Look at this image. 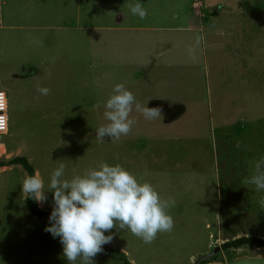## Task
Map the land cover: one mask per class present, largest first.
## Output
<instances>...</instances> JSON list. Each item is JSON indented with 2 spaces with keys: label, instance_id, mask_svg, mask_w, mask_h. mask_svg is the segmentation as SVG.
<instances>
[{
  "label": "rangeland",
  "instance_id": "1",
  "mask_svg": "<svg viewBox=\"0 0 264 264\" xmlns=\"http://www.w3.org/2000/svg\"><path fill=\"white\" fill-rule=\"evenodd\" d=\"M135 2L30 0L31 18L26 0L2 6L4 22L14 9L15 25L45 29L0 33L8 129L0 162L25 159L46 189L60 163L67 179L118 164L176 201L170 234L148 245L113 228L94 264H264V248L221 250L264 238V192L242 184L264 156V0H139L144 20L130 13ZM120 83L142 106L160 108L161 120L134 108L131 133L101 142L103 105ZM25 176L20 165L0 168V264H67L59 237L44 230L49 219L27 211ZM45 195L37 204L51 213Z\"/></svg>",
  "mask_w": 264,
  "mask_h": 264
},
{
  "label": "clouds",
  "instance_id": "2",
  "mask_svg": "<svg viewBox=\"0 0 264 264\" xmlns=\"http://www.w3.org/2000/svg\"><path fill=\"white\" fill-rule=\"evenodd\" d=\"M128 9L141 20L148 16V10L139 0L129 3ZM31 43L43 46V41L36 38ZM38 91L43 96L51 94L48 87H39ZM103 107L107 123L96 129V138L101 142L105 137L119 142L131 133L136 124L131 116L134 108L146 121L161 120L160 108L142 106L123 83L114 86L113 94ZM2 127L0 125V129ZM252 168V174L245 177L242 184L264 192V156L254 160ZM46 190L52 192L54 207L49 216L50 226L44 230L54 238L59 237L67 264H77V261L94 264L93 258L113 239L112 235L104 233L113 228L127 229L143 243L151 245L158 234H170L175 226L170 209L175 207L176 201L162 199L151 183H141L118 164L102 163L98 169L67 179L65 164L60 163L52 172L47 189L39 172L25 176L22 184L25 198L43 203L47 200ZM261 203L264 204V200Z\"/></svg>",
  "mask_w": 264,
  "mask_h": 264
},
{
  "label": "trees",
  "instance_id": "3",
  "mask_svg": "<svg viewBox=\"0 0 264 264\" xmlns=\"http://www.w3.org/2000/svg\"><path fill=\"white\" fill-rule=\"evenodd\" d=\"M23 166L24 170L28 175H33L34 170L28 165L27 161L21 157L11 159L7 162H0V168L3 167H11V166ZM25 206L27 208L28 213L33 218L41 219H49L50 213L44 212L39 209L37 202L32 198H25ZM255 248V249H263L264 248V238H256V237H243L235 240L228 241L221 246V250H240L242 248ZM124 264H128L124 262ZM204 264H209L205 262Z\"/></svg>",
  "mask_w": 264,
  "mask_h": 264
},
{
  "label": "crops",
  "instance_id": "4",
  "mask_svg": "<svg viewBox=\"0 0 264 264\" xmlns=\"http://www.w3.org/2000/svg\"><path fill=\"white\" fill-rule=\"evenodd\" d=\"M6 1V2H5ZM4 2H2V4H3V6L5 7V5L6 4H9V5H15V6H17L16 4L17 3H15L17 0H5ZM26 5H25V7H23V11H25L26 12V16H24V18H31L32 17V10H30V11H28L29 9H33V5H32V3H30V0H26ZM18 8V7H17ZM18 9H20V8H18ZM17 9V10H18ZM28 9V10H27ZM18 11H22V10H18ZM9 16L10 17H8L6 20H5V22L3 21V19H2V25L0 26V33H1V36L3 37V35H4V33L6 32V31H12V32H10V33H15V35L17 34L16 33V31H23L24 32V30H28V31H38V30H41V29H45L44 27H38V26H34V25H25V26H23V25H15L14 24V19H17V18H15L16 16H18V13H17V11H15L14 9H13V11L11 12L10 11V13H9ZM13 20V24H10V22ZM39 33H37V35H38ZM1 36H0V38H1ZM19 37H21V38H23V33L19 36ZM0 41L2 42L3 41V39H0ZM17 43V42H16ZM2 45H3V42H2ZM9 45V50H11V52L12 53H10L12 56L9 58V60L10 59H12V57H15V56H17L16 55V52H15V49L17 48L16 47V44L15 43H13L11 46H10V44H8ZM2 52H3V50H0V59H1V57H2ZM14 61H16V59H14ZM4 168H7V167H4Z\"/></svg>",
  "mask_w": 264,
  "mask_h": 264
},
{
  "label": "built area",
  "instance_id": "5",
  "mask_svg": "<svg viewBox=\"0 0 264 264\" xmlns=\"http://www.w3.org/2000/svg\"><path fill=\"white\" fill-rule=\"evenodd\" d=\"M2 6V0H0V26L2 25ZM0 125L3 126L0 129V135L7 134L6 99L2 92H0Z\"/></svg>",
  "mask_w": 264,
  "mask_h": 264
},
{
  "label": "water",
  "instance_id": "6",
  "mask_svg": "<svg viewBox=\"0 0 264 264\" xmlns=\"http://www.w3.org/2000/svg\"><path fill=\"white\" fill-rule=\"evenodd\" d=\"M220 250V249H219ZM218 251V247H215L214 248V252H212L210 255H208V256H205V257H203L202 259H200V260H203V261H205V260H207V259H209L210 257H213L214 256V253L215 252H217ZM199 260V261H200Z\"/></svg>",
  "mask_w": 264,
  "mask_h": 264
}]
</instances>
